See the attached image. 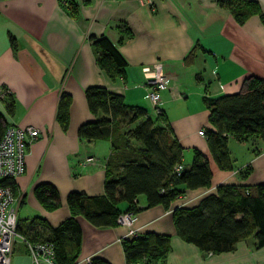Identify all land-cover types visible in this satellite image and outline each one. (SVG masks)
I'll list each match as a JSON object with an SVG mask.
<instances>
[{"label": "crops", "instance_id": "1", "mask_svg": "<svg viewBox=\"0 0 264 264\" xmlns=\"http://www.w3.org/2000/svg\"><path fill=\"white\" fill-rule=\"evenodd\" d=\"M70 1L76 5V14L71 13ZM255 1L263 15L253 13L238 22L219 0H151L154 11L146 0H0V85L14 100L13 111L8 112L0 98V112L9 124H32L39 129L25 155L24 172L13 178L18 233L29 239L46 238L48 229L42 221L55 226L70 215L66 196L71 190L104 193L109 139L86 141L77 134L82 122L96 117L87 103L89 86L119 93L126 103L142 106L154 117L142 68L162 61L171 79L159 105L182 147V159L188 164L182 161L184 167L190 166L193 149L210 156L206 137L199 132L209 126L204 98L241 90L248 75L264 78V0ZM92 35H105L118 46L126 60L124 75L110 77L98 65ZM191 49L193 56L186 61ZM61 91L70 94L65 127L56 119ZM230 139L235 138L229 137L228 150L236 166L232 162L231 169L219 168L210 157L208 186L179 184L182 191L168 206L147 205L146 196L138 195L140 208L133 228L139 234L170 235V249L160 264L264 263L260 260L264 244L256 245L255 238L239 240L230 250L206 252L175 230L174 207L196 204L219 183L264 181V142L235 139L241 142L239 158ZM85 153L94 154L98 162L81 166L79 159ZM246 168L249 173L244 177ZM43 182L56 187V206H46L37 198L35 188ZM118 206L125 209L127 203L121 201ZM77 218L82 238L73 264H88L86 257L97 256L112 264H127L122 246L126 225L96 226L82 215ZM11 264H32L19 236L13 243Z\"/></svg>", "mask_w": 264, "mask_h": 264}, {"label": "trees", "instance_id": "2", "mask_svg": "<svg viewBox=\"0 0 264 264\" xmlns=\"http://www.w3.org/2000/svg\"><path fill=\"white\" fill-rule=\"evenodd\" d=\"M227 6L235 19L242 22L247 16L259 13L255 0H219ZM71 13L76 5L70 1ZM129 33L128 30H126ZM98 65L110 77L124 75L126 60L107 36H90ZM191 49L185 57L193 56ZM94 119L82 122L77 129L79 138L86 141L107 138L110 154L105 161L104 193L88 195L82 190H71L66 201L70 215L53 226L42 221L54 245L59 263L73 264L79 254L82 230L78 215L96 226L117 223L123 210L136 213L138 195L146 196L147 205L170 201L185 187L208 186L212 176L210 157L222 169L232 168L228 139L240 141L258 138L264 142V78L248 75L241 90L204 98L208 109L209 126L204 130L210 156L193 149L190 166L179 174L173 171L182 161V147L170 131L162 110L153 117L139 105L124 101L121 94L104 86L92 85L85 90ZM8 112L13 111L14 100L8 93L3 97ZM70 94L61 91L57 100L56 119L65 127L69 119ZM8 125L0 112V138ZM259 151V148L255 149ZM249 170L243 171L246 177ZM2 183L14 186L13 179ZM37 198L46 206H56L59 196L56 187L48 182L35 188ZM125 201L122 209L118 203ZM139 203V202H138ZM176 233L206 252L230 250L239 241L253 235L256 245L264 244V181L257 183H219L210 192L190 206L180 205L172 210ZM127 264H160L170 249V235L146 231L122 238ZM88 264H112L102 257H92ZM264 264V263H262Z\"/></svg>", "mask_w": 264, "mask_h": 264}, {"label": "built area", "instance_id": "3", "mask_svg": "<svg viewBox=\"0 0 264 264\" xmlns=\"http://www.w3.org/2000/svg\"><path fill=\"white\" fill-rule=\"evenodd\" d=\"M65 3L66 0H61ZM150 8L154 11L151 0H146ZM146 76L144 87L151 102V109L154 114L161 111L159 102L161 92L170 87V75L166 71L164 63L160 60L143 66ZM9 90L0 85V98L5 97ZM179 96V93H176ZM39 129L32 124L11 123L6 126L0 138V180L13 179L24 172L25 155L32 140L38 135ZM204 134V130L200 129ZM98 159L94 154L85 153L80 159L81 166L97 163ZM105 166V163H104ZM184 168L182 161H178L173 166V171L179 174ZM139 207L140 204L137 202ZM136 214L130 210H123L116 217L117 223L126 225L128 231L126 236H135L137 230L132 224ZM19 236L27 246L31 256L32 264H66L59 263L55 259L54 245L51 240L43 238L29 239L17 231V204L14 187L10 183L0 182V264H11V252L16 237ZM125 236V237H126ZM89 257L86 260L89 261Z\"/></svg>", "mask_w": 264, "mask_h": 264}, {"label": "rangeland", "instance_id": "4", "mask_svg": "<svg viewBox=\"0 0 264 264\" xmlns=\"http://www.w3.org/2000/svg\"><path fill=\"white\" fill-rule=\"evenodd\" d=\"M241 142H238L237 140L235 139H230V147L232 148V150L236 151L237 154H238V157L240 158L241 157V153L239 152V149H240V146L241 144H239ZM244 143V142H243ZM243 145V144H242ZM103 154H105V156L107 155V151H105ZM182 161L184 162V164L188 165L187 164V160L185 158L182 159ZM232 162H233V165H235V162H236V159L234 156H232ZM255 237L253 235L249 236V240L251 239H254ZM264 252V249L262 250ZM262 259L260 260H264L263 257H260Z\"/></svg>", "mask_w": 264, "mask_h": 264}]
</instances>
